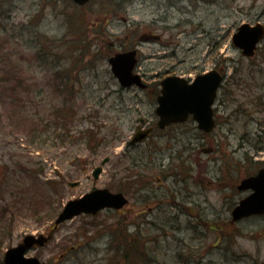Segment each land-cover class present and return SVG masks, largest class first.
Instances as JSON below:
<instances>
[{
  "label": "rangeland",
  "instance_id": "rangeland-1",
  "mask_svg": "<svg viewBox=\"0 0 264 264\" xmlns=\"http://www.w3.org/2000/svg\"><path fill=\"white\" fill-rule=\"evenodd\" d=\"M244 23L264 25V0H0V59L12 75L0 83V264L30 234H51L27 253L42 264H264V214L230 222L248 194L236 184L264 167V39L244 58L231 41ZM150 29L159 40L141 41ZM133 47L147 90L122 88L108 63ZM212 69L225 79L211 133L189 118L152 139V153L129 145L140 118L157 121L162 79ZM56 75L69 77L66 94ZM58 105L70 137L35 125L33 106ZM174 186L182 207L160 206ZM102 188L129 204L54 229L69 200ZM10 194L18 211L5 225Z\"/></svg>",
  "mask_w": 264,
  "mask_h": 264
},
{
  "label": "water",
  "instance_id": "water-1",
  "mask_svg": "<svg viewBox=\"0 0 264 264\" xmlns=\"http://www.w3.org/2000/svg\"><path fill=\"white\" fill-rule=\"evenodd\" d=\"M77 4H85L89 0H73ZM264 38V25L256 23L241 24L233 33L231 41L245 58L254 56L257 47ZM113 75L123 88L137 86L144 89L146 85L133 70L137 63L136 50L118 53L108 60ZM223 82V75L217 70L198 75L191 83L181 77H167L161 81V92L157 98L156 115L159 117L160 128L174 123H181L191 115L198 123V128L206 133L213 130V104L218 89ZM146 132L135 133L131 144L142 141ZM108 161H102L104 165ZM102 167L93 170V177L97 179ZM74 186L75 184H71ZM239 191H251L250 195L241 200L232 212L234 221L253 215L264 213V168L256 175L243 179L237 186ZM128 204V199L122 193H112L108 189H95L82 197L68 201L55 220V226L81 214L95 215L104 209L119 210ZM49 237L44 235H26L16 247L10 248L4 255V264H41L36 257H26L28 250L44 247Z\"/></svg>",
  "mask_w": 264,
  "mask_h": 264
},
{
  "label": "trees",
  "instance_id": "trees-1",
  "mask_svg": "<svg viewBox=\"0 0 264 264\" xmlns=\"http://www.w3.org/2000/svg\"><path fill=\"white\" fill-rule=\"evenodd\" d=\"M51 56V55H50ZM52 57V56H51ZM3 58V57H2ZM2 58L0 59V83H6L5 82V76L9 75V76H12L11 74H9L8 72L5 73V68L7 67V65L2 61ZM55 80L57 83V85L55 86V90L57 93H60V94H66L69 90H70V85H71V81L69 79L68 76L66 75H56L55 76ZM59 80V82H58ZM18 83H20L18 81ZM40 94L38 93L37 96H39ZM50 106V104H49ZM33 111H35V113H33L32 115L33 116V119L34 121L36 122L35 125H41L43 126V130H47L48 129V126L53 124L55 126V128H63L65 132L64 136H68L70 132H68L67 128H66V121L68 120V114H67V111L68 109L65 108L64 105H58L56 106L55 108H53L52 110H48V114L47 112L43 113L41 110H45L44 108H39L38 106H33L31 108ZM52 116L53 119H48V117ZM40 132V130H39ZM70 137V135H69ZM262 149H260L259 151H261ZM16 195H13V194H10V203L5 206L6 207V210L4 209L2 212L4 213V215L2 216L3 217V222L4 224H8L12 221V215L18 211V204L19 202L16 200ZM2 213H0L1 215ZM10 216V217H9ZM5 219V221H4ZM0 221H1V217H0Z\"/></svg>",
  "mask_w": 264,
  "mask_h": 264
},
{
  "label": "flooded vegetation",
  "instance_id": "flooded-vegetation-1",
  "mask_svg": "<svg viewBox=\"0 0 264 264\" xmlns=\"http://www.w3.org/2000/svg\"><path fill=\"white\" fill-rule=\"evenodd\" d=\"M71 1V0H70ZM72 4H74V3H72ZM84 5H86V4H84ZM84 5H76V4H74V6H76V7H78V8H81L82 6H84ZM140 40L141 41H143V42H151V41H157V40H159V37H158V35H156L155 33H153L152 31H151V29L148 31V32H145V33H143L142 35H141V37H140ZM132 50H136L137 51V59H138V56H139V49L138 48H136V47H133V48H130V49H127V50H125V51H122V52H129V51H132ZM119 53H121V52H119ZM117 54V53H116ZM115 55V54H114ZM138 61H139V59H138ZM138 74V73H137ZM138 75H140V74H138ZM141 76V78H142V80H144V78L146 77V75L144 74V75H140ZM161 82V81H160ZM146 83V82H145ZM149 87H148V85L146 84V88L144 89V90H147ZM159 92H160V90H159ZM159 95V94H158ZM157 99V98H156ZM158 121H159V119H158V117H157V121H155V122H150V121H148L147 119H142V118H140L139 119V122H138V125L136 126V128H135V131H138V129L139 130H141V131H144V132H146L147 134H146V137L144 138V140L141 142V143H138V144H129V145H131V146H135V145H140V144H142V143H145V144H148V146H149V148H150V150H149V152L150 153H152L153 152V144H154V141H151L152 139H159V137L161 138V137H163L166 133H168V130H171V129H173V128H177L178 126H180L181 124H171V125H169V126H167V127H165V128H163V129H161L160 127H159V125H158ZM175 135V138H174V140H177V132L174 134ZM133 137V136H132ZM177 169H178V167H176V171H177ZM174 172V173H169L168 174V177L170 176V178L172 177V178H174V181H177L178 180V176H180L179 175V173L178 172ZM178 177V178H177ZM128 180L130 179V178H127ZM158 180H160V177H158ZM138 183V182H137ZM78 185V184H77ZM76 186V185H75ZM133 186V185H132ZM133 188V187H132ZM182 190L180 189V188H177V187H171L170 189H167V192L166 193H164L162 196L163 197H160V202H162L161 204H160V206L162 205H165L166 204V201H169V205L171 206V207H175L176 209H177V207H182V202H181V199H182V192H181ZM121 192V191H120ZM122 194H124L123 192H121ZM124 196L128 199V197L124 194ZM167 196H168V198H167ZM181 197V198H180ZM128 202H129V199H128ZM129 204V203H128ZM237 205V204H236ZM235 205V206H236ZM234 208V207H233ZM233 210V209H232ZM232 210H231V212H232ZM118 211H120V210H118ZM148 211H151V208H149V210ZM143 212H146V211H143ZM230 222H232V223H234L232 220L230 221ZM137 226H139V225H137Z\"/></svg>",
  "mask_w": 264,
  "mask_h": 264
}]
</instances>
